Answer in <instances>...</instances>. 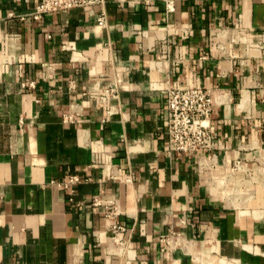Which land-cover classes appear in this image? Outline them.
I'll list each match as a JSON object with an SVG mask.
<instances>
[{
    "label": "crops",
    "instance_id": "crops-1",
    "mask_svg": "<svg viewBox=\"0 0 264 264\" xmlns=\"http://www.w3.org/2000/svg\"><path fill=\"white\" fill-rule=\"evenodd\" d=\"M105 1L0 0V264H264V0ZM168 88L213 151H165Z\"/></svg>",
    "mask_w": 264,
    "mask_h": 264
},
{
    "label": "built area",
    "instance_id": "built-area-1",
    "mask_svg": "<svg viewBox=\"0 0 264 264\" xmlns=\"http://www.w3.org/2000/svg\"><path fill=\"white\" fill-rule=\"evenodd\" d=\"M100 6L101 12L96 15L97 26L105 28L108 25L105 0H40L36 11L32 14L35 20L55 12L71 11L78 8ZM33 86V84H32ZM167 108L165 123L167 125L168 145L165 151L168 154L194 155L197 153L211 152L216 148L218 138L214 135L211 119L214 114V101L208 90L202 88L165 90ZM80 183L74 176L58 184L59 187L69 189ZM111 208L106 217H118L116 208ZM124 230L121 223L114 222L112 231L115 234Z\"/></svg>",
    "mask_w": 264,
    "mask_h": 264
}]
</instances>
